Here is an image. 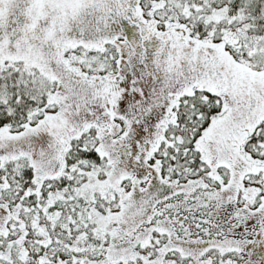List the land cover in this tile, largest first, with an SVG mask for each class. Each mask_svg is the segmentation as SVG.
Listing matches in <instances>:
<instances>
[{"label":"snow or ice","instance_id":"1","mask_svg":"<svg viewBox=\"0 0 264 264\" xmlns=\"http://www.w3.org/2000/svg\"><path fill=\"white\" fill-rule=\"evenodd\" d=\"M0 264H264V0H0Z\"/></svg>","mask_w":264,"mask_h":264}]
</instances>
